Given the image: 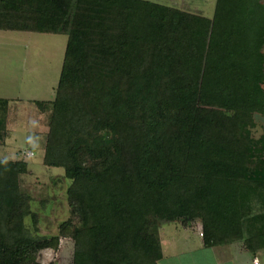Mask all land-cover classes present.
I'll use <instances>...</instances> for the list:
<instances>
[{"label": "trees", "instance_id": "16d2710c", "mask_svg": "<svg viewBox=\"0 0 264 264\" xmlns=\"http://www.w3.org/2000/svg\"><path fill=\"white\" fill-rule=\"evenodd\" d=\"M0 30L66 34L44 163L71 180L60 235H33L24 160H0V264H159V220L203 222L264 248V2L216 0L212 17L152 0H0ZM10 99L0 97V143ZM79 224L75 223L73 219ZM160 221V222H161Z\"/></svg>", "mask_w": 264, "mask_h": 264}, {"label": "rangeland", "instance_id": "374dc122", "mask_svg": "<svg viewBox=\"0 0 264 264\" xmlns=\"http://www.w3.org/2000/svg\"><path fill=\"white\" fill-rule=\"evenodd\" d=\"M186 11L212 17L216 0H152ZM264 2V0H262ZM68 36L39 32L0 31V95L13 97L9 103V134L0 143V160H24L28 172L21 175L22 190L30 196L32 213L24 218L26 229L33 235H60L62 226L71 219L67 189L71 180L66 178L64 167H50L44 163L45 146L51 110H44L36 101L55 98ZM255 126L251 136L264 135V115H254ZM73 219V218H72ZM77 224V220L73 219ZM159 220V227L163 221ZM175 222L188 220L179 219ZM199 223L200 218L192 220ZM241 240L232 239L233 233L222 234L221 245L240 242L248 244L253 223L247 222ZM259 251L263 252V249ZM75 240L61 235L57 249L38 252L41 264H73Z\"/></svg>", "mask_w": 264, "mask_h": 264}, {"label": "crops", "instance_id": "0c3cea01", "mask_svg": "<svg viewBox=\"0 0 264 264\" xmlns=\"http://www.w3.org/2000/svg\"><path fill=\"white\" fill-rule=\"evenodd\" d=\"M0 97L10 99V103L14 101L7 95ZM200 232H203L200 224L192 221L162 223L159 235L163 257L159 264H254L255 260L264 264V251L253 253L240 242L207 245Z\"/></svg>", "mask_w": 264, "mask_h": 264}, {"label": "built area", "instance_id": "2783aa9c", "mask_svg": "<svg viewBox=\"0 0 264 264\" xmlns=\"http://www.w3.org/2000/svg\"><path fill=\"white\" fill-rule=\"evenodd\" d=\"M200 235L203 236V232H200ZM254 264H260L258 260H255Z\"/></svg>", "mask_w": 264, "mask_h": 264}]
</instances>
